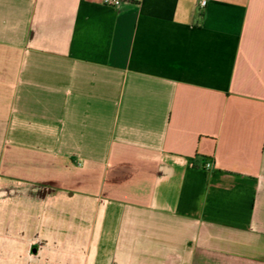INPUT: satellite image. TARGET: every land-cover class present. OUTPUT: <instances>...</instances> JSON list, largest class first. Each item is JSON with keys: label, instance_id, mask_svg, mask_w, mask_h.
<instances>
[{"label": "crops", "instance_id": "0c3cea01", "mask_svg": "<svg viewBox=\"0 0 264 264\" xmlns=\"http://www.w3.org/2000/svg\"><path fill=\"white\" fill-rule=\"evenodd\" d=\"M0 264H264V0H0Z\"/></svg>", "mask_w": 264, "mask_h": 264}, {"label": "built area", "instance_id": "2783aa9c", "mask_svg": "<svg viewBox=\"0 0 264 264\" xmlns=\"http://www.w3.org/2000/svg\"><path fill=\"white\" fill-rule=\"evenodd\" d=\"M122 0H105L106 4H110V5H119L121 4ZM208 3V0H200V4L202 6H206V4ZM212 165L211 162H208L206 164L207 167H210Z\"/></svg>", "mask_w": 264, "mask_h": 264}]
</instances>
